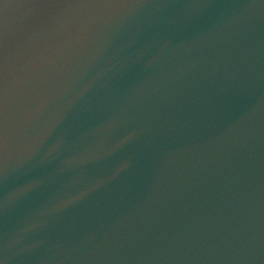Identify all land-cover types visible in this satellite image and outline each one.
Listing matches in <instances>:
<instances>
[{
    "label": "water",
    "instance_id": "obj_1",
    "mask_svg": "<svg viewBox=\"0 0 264 264\" xmlns=\"http://www.w3.org/2000/svg\"><path fill=\"white\" fill-rule=\"evenodd\" d=\"M46 2L0 0V264H264V0Z\"/></svg>",
    "mask_w": 264,
    "mask_h": 264
}]
</instances>
